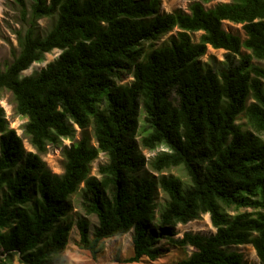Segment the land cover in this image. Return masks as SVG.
Segmentation results:
<instances>
[{"label": "trees", "instance_id": "trees-1", "mask_svg": "<svg viewBox=\"0 0 264 264\" xmlns=\"http://www.w3.org/2000/svg\"><path fill=\"white\" fill-rule=\"evenodd\" d=\"M211 1L159 12L160 0H32L35 20L55 22L44 36L20 34L19 54L6 69L0 63V92H12L36 150L26 151L0 104V264H67L68 200L81 185L98 225L91 234L89 220L78 219L79 246L93 256L103 239L131 232V262L156 260L168 242L194 248L178 264H264V67L252 61L264 60V0L206 7ZM225 20L242 24L246 38L226 31ZM209 45L226 50L221 66L201 60ZM53 49L61 50L54 61L22 75ZM64 139L72 143L55 173L42 154ZM159 147L152 167L181 168L188 181L142 174V149ZM100 153L108 161L98 178ZM158 187L166 200L156 216ZM203 214L214 233L176 237L178 224ZM245 244L259 263L231 249Z\"/></svg>", "mask_w": 264, "mask_h": 264}, {"label": "rangeland", "instance_id": "rangeland-1", "mask_svg": "<svg viewBox=\"0 0 264 264\" xmlns=\"http://www.w3.org/2000/svg\"><path fill=\"white\" fill-rule=\"evenodd\" d=\"M230 1L232 0H212L205 4V6L213 7L218 3ZM191 2L192 0H160L159 12H172L176 9L188 11ZM31 5L32 0H25V6H22L16 0H0V63L2 69H6V67L10 65L14 58L19 54L20 46L18 36L20 34L23 35L27 30L32 29L36 35L44 36L49 32L55 22V17L47 16L35 20L32 16ZM223 28L228 32L239 35L242 39L246 38L245 31L240 23L225 20L223 22ZM177 30L178 29L176 28L162 36L156 41L155 46H160L162 43L167 42L169 37L172 34H175ZM201 33L202 31L193 32V40L198 41ZM60 52V49H53L52 51L47 52L42 61L33 62L29 68L22 71V75L37 74L48 63L54 61L59 56ZM248 52L247 49L242 48V53ZM225 53L226 50L215 49L209 45L206 54L201 57V60L203 62L209 61L218 67L221 66L220 61L225 58ZM252 61L255 64L264 67V60L253 58ZM131 79V76H127L123 82H129ZM262 81L264 83V79ZM252 100L253 99L250 98L249 102ZM0 104L4 107L10 127L15 128L17 133L23 136V143L26 151L36 152L28 137L23 135V126L26 123L27 118L17 112L16 103L11 91L4 89L0 92ZM238 122L246 123V118L241 115L238 118ZM76 129L75 139H80L82 136V130L79 127H76ZM86 131L91 137V142L96 144V140L93 136V127L89 126ZM71 143L72 141L69 139H64L61 144L50 143L47 147V151L42 154V159L52 172L62 173L64 171V155L62 149L64 145H70ZM163 149L164 147H159L155 150L146 148L142 149L147 160L142 174L153 179H158L162 175L174 174L180 176L184 181H188L187 175L181 168L173 167L159 171L152 167L151 161ZM107 161V155L105 153H100L99 157L92 163V175L100 178L99 166ZM82 187L83 185H81L80 189L72 194L68 200L69 212L66 220L72 221L73 226L69 233L67 246L64 249L67 264H178L179 260L192 253L194 248L191 246L180 247L165 242L164 245L167 252L156 260L143 258L138 262H131L128 259L133 255V243L132 233L129 232L117 237L103 239L99 245L97 255L93 256L90 251L80 248L79 246L80 233L77 226L78 219L85 217L89 220L91 234L98 225L97 216L95 214H88L84 208ZM165 200V193L160 187H158L155 199L157 205L155 212L156 216L159 214V205ZM176 231V237H182L186 231L200 232L208 235L214 233L216 229L210 221L209 214H203L199 219L192 220L186 224H178L176 226ZM231 249L241 252L244 256V260L247 262L259 263V257L252 245H234ZM14 264H18V262L15 261Z\"/></svg>", "mask_w": 264, "mask_h": 264}]
</instances>
